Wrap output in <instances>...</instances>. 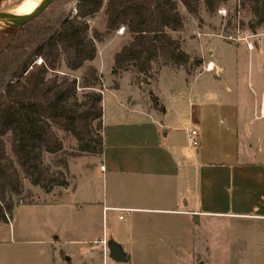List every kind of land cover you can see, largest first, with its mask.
Segmentation results:
<instances>
[{
    "label": "crops",
    "instance_id": "crops-1",
    "mask_svg": "<svg viewBox=\"0 0 264 264\" xmlns=\"http://www.w3.org/2000/svg\"><path fill=\"white\" fill-rule=\"evenodd\" d=\"M210 63L213 70L205 68L201 74L220 72L219 84L208 81L193 100L183 102L188 116L179 122L156 95L160 113L147 105L131 110L130 98L126 104L115 98L118 112L107 115L105 96L113 89L104 88L103 153L68 157V186L48 194L33 187L45 199L38 195L35 202L17 205L5 224L9 233L20 207L51 208L56 233L84 237L68 238L72 246L81 247L68 256L61 252L56 264H96L102 242L109 240L130 259L149 257L154 250H183L191 240L188 234L200 229L203 220L257 226L264 237V149L254 147L263 146L264 136L248 128L252 120H264L260 117L264 92L258 102L234 99V88L223 77L225 69ZM118 91L119 85L113 92ZM191 131L197 133L195 148Z\"/></svg>",
    "mask_w": 264,
    "mask_h": 264
},
{
    "label": "trees",
    "instance_id": "trees-1",
    "mask_svg": "<svg viewBox=\"0 0 264 264\" xmlns=\"http://www.w3.org/2000/svg\"><path fill=\"white\" fill-rule=\"evenodd\" d=\"M227 2L54 0L37 18L0 29V222L8 223L14 208L24 203V180L48 194L68 186V157L103 153L101 77L86 65L96 58L99 36L89 35V19L104 8L106 31L124 28L130 37L113 56L114 73L147 77L154 65L178 69L191 64L170 34L183 27L179 6L197 17L201 5L212 15ZM248 4L254 32L264 26V0ZM61 64L69 72L84 70L79 78L60 74ZM57 132L75 140V150L66 151Z\"/></svg>",
    "mask_w": 264,
    "mask_h": 264
},
{
    "label": "rangeland",
    "instance_id": "rangeland-1",
    "mask_svg": "<svg viewBox=\"0 0 264 264\" xmlns=\"http://www.w3.org/2000/svg\"><path fill=\"white\" fill-rule=\"evenodd\" d=\"M24 1L4 0L0 12H16ZM104 10L102 8L88 20L89 35L97 33L99 38L95 41V61L86 65H93L98 71L102 92L104 88L116 90L119 85L118 92L109 90L106 93L105 98L109 103L107 115L118 112L113 105L115 98L124 100V104L130 98L127 105L135 104L133 107L127 106L131 110H141L142 106L147 105L158 109L160 113L161 105L156 107L154 102V99L158 101L159 98L164 107H170V113L177 114L176 121H182L188 116L183 102L193 100L208 81L219 84L220 72L214 70L211 74H201L207 64L213 61L225 69L223 77L226 84L234 88V99L243 98L247 103L260 100L261 93L264 92V26L254 32L250 30L252 14L248 0H228L212 15L207 14L201 5L197 17L190 16L179 6L183 27L181 31L170 34L190 56L191 64L178 69L154 65L147 77L132 71L113 72V56L129 42L130 37L120 29L109 33L106 31ZM8 26L9 24L0 29ZM247 44L253 49L248 50ZM83 70L69 72L61 64L58 71L60 74L79 78ZM123 73H126L125 76L118 81ZM111 94H114L113 98ZM248 128L251 132L255 129L264 136V120H252ZM57 134L63 139L66 151L75 150V140L64 137L61 132ZM262 143L263 146L254 145L255 149H264V142ZM6 149L9 154L8 142ZM52 159L47 156L46 162L50 163ZM24 185V203L35 202L38 195L40 199H45L40 190L30 186L26 180L23 181V187ZM52 213L54 212L47 206L20 207L15 210L14 229L9 233V221L8 225L2 223L4 226L0 228V264H56L57 259L60 261L61 252L68 256L73 249L78 251L81 246H72L67 240L84 238L83 234L56 233V220ZM55 236H59L62 242H57ZM188 236L191 240L186 249L149 251V257H133L124 264H264V250L260 249L264 245V237L257 226L237 222L233 224L222 219L203 220L200 229ZM98 258L100 262L96 264H122L110 260L108 251L106 249L105 252L103 246Z\"/></svg>",
    "mask_w": 264,
    "mask_h": 264
},
{
    "label": "water",
    "instance_id": "water-1",
    "mask_svg": "<svg viewBox=\"0 0 264 264\" xmlns=\"http://www.w3.org/2000/svg\"><path fill=\"white\" fill-rule=\"evenodd\" d=\"M54 0H44L40 6L28 15H15L12 13H1L0 21H5L9 24L8 27L21 26L41 15L44 10L53 2ZM106 248L108 251V258L115 263H127L130 257L125 253L122 247L113 240H109L106 243Z\"/></svg>",
    "mask_w": 264,
    "mask_h": 264
},
{
    "label": "built area",
    "instance_id": "built-area-1",
    "mask_svg": "<svg viewBox=\"0 0 264 264\" xmlns=\"http://www.w3.org/2000/svg\"><path fill=\"white\" fill-rule=\"evenodd\" d=\"M120 31L123 32L124 31V28H120ZM247 48H248V50H252L253 49L250 44H247ZM35 64L38 65V66H40L43 63H42V60L40 58H38L36 60ZM210 65H212V63H208L207 64V66H206V70L207 71H212L213 70V65H212L211 68H210ZM101 94H102V92H101ZM260 117H264V95H262L261 102H260ZM189 138H190L191 146L194 147V148L197 147L198 146V140H197V133H196V131H191L189 133ZM100 170L103 171L104 170V167H100ZM119 219L122 220L123 218L120 217ZM102 245H103L104 250L106 252V249H107L106 248V242L103 241L102 242Z\"/></svg>",
    "mask_w": 264,
    "mask_h": 264
},
{
    "label": "bare ground",
    "instance_id": "bare-ground-1",
    "mask_svg": "<svg viewBox=\"0 0 264 264\" xmlns=\"http://www.w3.org/2000/svg\"><path fill=\"white\" fill-rule=\"evenodd\" d=\"M44 0H25L16 12H10L15 15H28L35 11ZM8 25L5 21H0V27ZM212 66V65H210Z\"/></svg>",
    "mask_w": 264,
    "mask_h": 264
}]
</instances>
